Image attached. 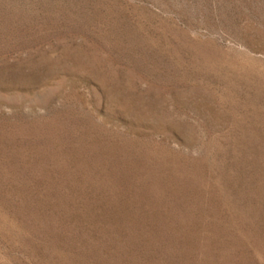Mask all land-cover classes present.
Here are the masks:
<instances>
[{
	"label": "rangeland",
	"instance_id": "obj_1",
	"mask_svg": "<svg viewBox=\"0 0 264 264\" xmlns=\"http://www.w3.org/2000/svg\"><path fill=\"white\" fill-rule=\"evenodd\" d=\"M0 264H264V0H0Z\"/></svg>",
	"mask_w": 264,
	"mask_h": 264
}]
</instances>
